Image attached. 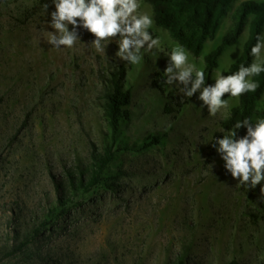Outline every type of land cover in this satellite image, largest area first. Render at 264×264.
<instances>
[{
    "label": "rangeland",
    "instance_id": "rangeland-1",
    "mask_svg": "<svg viewBox=\"0 0 264 264\" xmlns=\"http://www.w3.org/2000/svg\"><path fill=\"white\" fill-rule=\"evenodd\" d=\"M234 0L213 40L189 61L204 68V56L232 23ZM141 12L152 16L146 0ZM48 3V14L43 4ZM51 0H0V257L30 231L47 202L63 164L87 163L92 148L109 137L103 87L126 68L132 91L131 118L121 124L127 147L108 168L113 189L98 187L81 206L0 264H264V196L260 187H238L216 152L221 122L201 108L199 92L187 99L179 84H155L172 47L179 44L155 24L149 31L161 48L143 51L140 65L86 45L94 37L56 49L48 41ZM71 29V26H70ZM264 34V32H263ZM249 35L226 48L212 73L226 71ZM229 112L239 99L227 97ZM160 142L138 149L150 136ZM211 165L213 167H211ZM264 183V182H262Z\"/></svg>",
    "mask_w": 264,
    "mask_h": 264
},
{
    "label": "trees",
    "instance_id": "trees-1",
    "mask_svg": "<svg viewBox=\"0 0 264 264\" xmlns=\"http://www.w3.org/2000/svg\"><path fill=\"white\" fill-rule=\"evenodd\" d=\"M234 0H146L152 10L154 24L165 29L179 45L184 46L194 56L201 55L207 40H213ZM248 25L249 35L240 56L223 72L225 75L238 71L241 64L248 66L253 60L251 47L256 36L264 32V0H244L233 11L232 23L220 42L204 56L206 84H212V73L218 67L219 59L226 48L232 46ZM126 68L120 66L111 73L103 87V115L109 137L101 147L92 148L87 163L77 161L72 166L61 167V175L55 182L54 199L47 202L39 217H35L30 231L19 242L11 245L0 257V261L23 250L33 240L44 235L54 221L61 220L70 211L83 203L84 196L98 187L113 189L114 183L108 182L111 162L117 152L127 145L121 135L122 122L131 118L130 105L132 91L125 80ZM260 87L255 93L241 96L237 105L230 110L221 125L231 129L237 120L251 117L253 122L264 117V73L254 77ZM155 84L164 91L165 81L160 73L156 74ZM197 94V93H196ZM195 94V95H196ZM193 95V97L195 96ZM191 97V98H193ZM188 98L187 99H191ZM227 98V96H225ZM246 134V129L238 130V136ZM160 142L159 136L147 137L138 149H145ZM175 264H187L179 258ZM230 264H238L233 260Z\"/></svg>",
    "mask_w": 264,
    "mask_h": 264
},
{
    "label": "clouds",
    "instance_id": "clouds-1",
    "mask_svg": "<svg viewBox=\"0 0 264 264\" xmlns=\"http://www.w3.org/2000/svg\"><path fill=\"white\" fill-rule=\"evenodd\" d=\"M51 3L55 10L50 13L48 25L53 31L48 33L47 42L58 50L73 49L82 42L80 29L94 37L86 45L97 52L106 53L109 42L118 40L116 57L132 65L141 64L143 51L161 48L160 38H154L149 31L154 19L140 11V0H51ZM43 9L48 14L49 4L44 3ZM250 55L253 60L248 66L241 64L238 71L229 75L217 72L215 83L207 85L205 71L189 61L190 53L184 46L176 44L168 56L165 82L179 84L188 98L199 92L201 108L207 107L210 116H230L225 96L238 99L260 87L254 77L264 73V34L256 36ZM241 128L246 129L242 137L238 136ZM222 132V138L214 139V147L224 161L225 170L238 181V187L255 189L261 185L264 196V117L254 122L251 117L237 120L231 129Z\"/></svg>",
    "mask_w": 264,
    "mask_h": 264
}]
</instances>
